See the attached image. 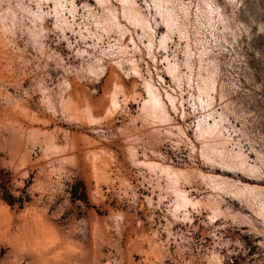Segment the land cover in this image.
Masks as SVG:
<instances>
[{
  "label": "rangeland",
  "instance_id": "rangeland-1",
  "mask_svg": "<svg viewBox=\"0 0 264 264\" xmlns=\"http://www.w3.org/2000/svg\"><path fill=\"white\" fill-rule=\"evenodd\" d=\"M0 264H264V0H0Z\"/></svg>",
  "mask_w": 264,
  "mask_h": 264
},
{
  "label": "snow or ice",
  "instance_id": "snow-or-ice-1",
  "mask_svg": "<svg viewBox=\"0 0 264 264\" xmlns=\"http://www.w3.org/2000/svg\"><path fill=\"white\" fill-rule=\"evenodd\" d=\"M99 2V0H98ZM119 6V5H118ZM90 71L92 72L93 75H97L100 72L99 68L96 67H92L90 68ZM136 75H139V73H135ZM116 93L113 92V97H115ZM116 103H115V99L113 100V107H116ZM177 196V200H176V207L174 209H171V213L173 217H177L178 214H180L181 209L185 208L188 203H190L189 201H187L186 199H184L185 194L184 193H180V192H176L175 193ZM182 201V202H181ZM192 207L195 208L196 205L192 204ZM187 215H184V219L187 220Z\"/></svg>",
  "mask_w": 264,
  "mask_h": 264
}]
</instances>
